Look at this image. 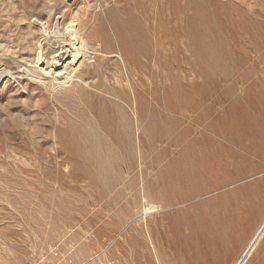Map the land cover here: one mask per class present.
<instances>
[{
  "label": "rangeland",
  "instance_id": "obj_1",
  "mask_svg": "<svg viewBox=\"0 0 264 264\" xmlns=\"http://www.w3.org/2000/svg\"><path fill=\"white\" fill-rule=\"evenodd\" d=\"M55 26L61 40L84 35L92 45L37 62L40 45L57 42ZM0 57L15 74L0 81V264H195L190 246L205 249L204 238L161 242L173 214L264 178V0H0ZM67 75L68 89L52 91ZM99 76L128 96L106 126L75 91ZM232 106L245 120L240 143L212 134L237 152L238 178L162 208L148 219L151 235L141 218L155 181L211 120L236 116ZM245 264H264V236Z\"/></svg>",
  "mask_w": 264,
  "mask_h": 264
},
{
  "label": "bare ground",
  "instance_id": "obj_2",
  "mask_svg": "<svg viewBox=\"0 0 264 264\" xmlns=\"http://www.w3.org/2000/svg\"><path fill=\"white\" fill-rule=\"evenodd\" d=\"M35 6L36 2L28 3L27 5V7ZM70 22L73 23L72 20ZM70 26L72 25L69 24L67 29ZM53 32V36L58 38L57 42L47 44L48 46L44 49L40 45L36 56L37 62L42 59L43 55H47L49 51L54 52V54L51 55L52 57H48L51 58V62L59 60L58 57L62 56L65 51L66 53L72 51L75 59V54L78 50L84 51L87 47L89 49V45H92L88 36L84 37L83 35L80 38L78 37L80 41L76 43L77 38L73 35H71L70 38L64 37L63 40H61L60 29H56V26ZM65 41H68L70 49L64 50L65 46H67V44H64ZM23 48L27 47L23 46ZM93 49L95 53V56H93L95 58V63L87 62L85 64V69L79 75L80 80L83 82L85 81V77H90V74L95 72L96 62L98 63L100 56L106 54L102 46L99 49ZM0 63H3L1 59ZM4 64V68H0V81L5 74L15 76V74L11 72L10 67L7 66V61H5ZM25 69L27 72H21L23 75H33V68L25 65ZM65 78H68V75L64 77L63 83H53L51 86L52 91L55 89H57V92L66 91L69 86H66L65 83L68 81H65ZM91 85L99 91L95 92L89 89V87H92ZM75 91L76 97L81 100L93 114L103 119L107 116L112 117L115 116V114L122 113L123 109L120 103H128L127 91H125L124 88L116 87L113 92H110L108 87L101 83V76H99L98 81L90 83L88 86L85 84L77 86ZM104 93H109L113 95V97H108ZM43 106H48V103L44 101ZM232 107L233 110L236 111V116L228 119L227 115H223L218 120H211L210 123L207 124V132L190 140L183 152V157L180 160L176 159L155 181L152 190L154 196L151 195L154 200L151 199L152 201L150 200L144 207L141 218L143 220L142 222L146 223V227L151 235H154V231L149 228L148 219L153 218L155 215H160L162 208L176 206L182 203L185 204L190 198H197L202 194L220 187L226 182H231L238 178V174L231 173L233 166L236 164L237 152L231 147L226 146L221 139L213 135L218 134L220 137L234 144L240 143V135L245 130L244 128H246L245 120H243L242 111H238V107L236 108V106ZM103 123L104 125L106 124V119L103 120ZM152 123L154 124V122ZM121 124L125 129L128 126L127 122H122ZM146 130L149 134L155 132L153 126L147 127ZM119 145L121 146V144ZM263 189L264 178L236 190L231 195L224 194L208 201L198 202L193 214L183 215L182 212L178 210L173 214L167 225L173 232L172 236L161 232V242L173 247L174 240L172 237L176 234L178 235L177 241L184 244V247H187V241L192 240L194 244L197 240H201L200 237H202L207 243L205 249L196 250L193 248V245L190 246V248L192 247L193 249L190 255L196 260L195 264H222L227 257L230 258L229 264H245L264 236V208L259 214L256 223L251 227L250 232L243 237V246L237 249L234 254H232L233 248L235 242L239 238V229L249 222V217L252 215L254 207L260 202H263ZM221 202H225V205L223 206ZM210 218L213 220L211 221ZM150 237L152 238V236ZM142 246L145 248V244ZM189 250L190 249H188V252ZM146 264H148V262Z\"/></svg>",
  "mask_w": 264,
  "mask_h": 264
}]
</instances>
